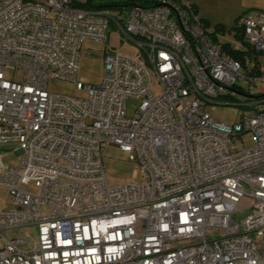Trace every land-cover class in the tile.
Returning a JSON list of instances; mask_svg holds the SVG:
<instances>
[{"label":"built area","instance_id":"2783aa9c","mask_svg":"<svg viewBox=\"0 0 264 264\" xmlns=\"http://www.w3.org/2000/svg\"><path fill=\"white\" fill-rule=\"evenodd\" d=\"M155 1L85 11L71 0H0V146L21 155L18 165L0 155L12 200L0 213V264H264V111L245 98L247 110L226 125L204 109L243 93L238 78L250 89L264 80L242 74L264 55V12L239 18L248 50L204 29L185 0ZM110 23L143 55L108 53L100 84H82V45L106 43ZM223 43L245 51L244 63ZM5 68L20 69V80ZM51 80L86 97L52 94ZM130 98L139 100L131 118ZM245 133L253 145L234 150ZM102 144L128 153L145 182L110 187ZM237 210L250 214L237 223Z\"/></svg>","mask_w":264,"mask_h":264},{"label":"rangeland","instance_id":"374dc122","mask_svg":"<svg viewBox=\"0 0 264 264\" xmlns=\"http://www.w3.org/2000/svg\"><path fill=\"white\" fill-rule=\"evenodd\" d=\"M78 3H84L86 0H73ZM199 4L200 12L203 18L209 22V31H214V27L218 24L225 27L226 32L224 37H228L227 30L234 24V21L244 11L254 13L264 10V0H195ZM220 36H222L219 33ZM106 43H99L94 41H86L82 45V52L79 59L78 72L76 79L82 84L95 86L100 84L103 75V58L108 53H119L121 55L140 59L143 55L140 47L137 46L135 40L128 39L123 36L117 29L115 24L110 23L107 30ZM222 41V37H219ZM264 69V55H257L252 59L246 68L242 67V74L245 75L251 69ZM153 74V73H152ZM4 75L9 80L19 81L21 78L20 69L5 68ZM152 92L158 94L159 89L152 75ZM236 87L243 93L259 96L264 94V80H258L250 89L249 83L244 78H238ZM48 92L61 95L72 96L77 98H85L83 91L75 89L71 82L51 80L47 85ZM254 103L259 110L264 111V102L256 99ZM247 100L241 95L234 96V98H219L211 104L205 106V112L210 118L216 122L232 125L238 121L239 116L247 110L242 103ZM139 105V100L130 98L126 101V116L133 117L136 108ZM253 139L250 133H245L241 137L236 138L233 147L234 150L240 151L247 149L253 145ZM15 144H7L0 146V155L3 156V161L7 164L18 165L21 160V155L16 154ZM101 161L104 173L110 187H117L128 184H141L145 182L146 176L141 173L139 165L129 160V154L122 151L118 147L110 146L108 144L101 145ZM20 189L28 193L36 192L33 185H21ZM12 200L8 189L0 187V213L7 212L11 209ZM250 214V210H237L232 213L231 218L234 222L239 223ZM35 228L21 229L16 233L21 236L27 234H34ZM219 231H213V236L207 235L208 238L217 237Z\"/></svg>","mask_w":264,"mask_h":264},{"label":"trees","instance_id":"16d2710c","mask_svg":"<svg viewBox=\"0 0 264 264\" xmlns=\"http://www.w3.org/2000/svg\"><path fill=\"white\" fill-rule=\"evenodd\" d=\"M72 1V7L76 8V9H80V10H85V11H94V10H117V9H129L132 7H140L143 9H150V8H154L157 5V2L155 0H86L84 3H78L75 2L73 0ZM173 1H180V0H173ZM188 4V10L191 14H194L196 17V10L195 7L192 3V0H185ZM259 12H264V11H259ZM248 13L247 11H244L242 14H246ZM239 15V17H237L234 21V24L227 30V32L229 33V35L233 36V38H235L236 40L240 41L242 43L243 46L247 47V44L243 41V31L240 27V25L238 24L239 18L242 16ZM199 23L201 24V26L204 29H209V23L206 19L203 18H198ZM213 33L215 32H219L222 34H225L226 29L224 26L218 24L214 27L213 29ZM222 46V50L224 53H227L229 55H231V57L240 60L242 63H244L243 58H242V54L245 52L243 50H241V53L233 51L231 48L227 47L226 43L221 44ZM82 52V51H81ZM81 56V55H80ZM260 72H262L264 74V69H257L255 70V68L251 69L249 73L247 74H251V75H257ZM254 96V95H251Z\"/></svg>","mask_w":264,"mask_h":264},{"label":"water","instance_id":"95a60500","mask_svg":"<svg viewBox=\"0 0 264 264\" xmlns=\"http://www.w3.org/2000/svg\"><path fill=\"white\" fill-rule=\"evenodd\" d=\"M237 94L239 96L241 95L244 98L259 99L261 101H264V94H261L259 96H250V95H246V94H243V93H237Z\"/></svg>","mask_w":264,"mask_h":264},{"label":"crops","instance_id":"0c3cea01","mask_svg":"<svg viewBox=\"0 0 264 264\" xmlns=\"http://www.w3.org/2000/svg\"><path fill=\"white\" fill-rule=\"evenodd\" d=\"M192 3H193V5H194V7H195L197 17H198V18H203V15H202L201 12H200L199 4H196V3H195V0H192ZM262 11H264V10H262ZM203 19H205V18H203ZM207 21H208V20H207ZM208 23H209V22H208ZM16 154L19 155L18 152H17Z\"/></svg>","mask_w":264,"mask_h":264}]
</instances>
